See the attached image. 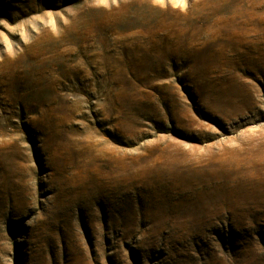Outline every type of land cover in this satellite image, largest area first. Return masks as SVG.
Returning a JSON list of instances; mask_svg holds the SVG:
<instances>
[{
    "label": "rangeland",
    "instance_id": "obj_1",
    "mask_svg": "<svg viewBox=\"0 0 264 264\" xmlns=\"http://www.w3.org/2000/svg\"><path fill=\"white\" fill-rule=\"evenodd\" d=\"M0 264H264V0H0Z\"/></svg>",
    "mask_w": 264,
    "mask_h": 264
}]
</instances>
